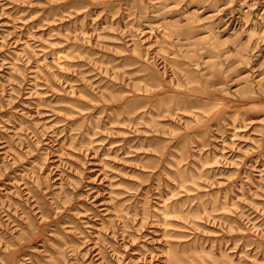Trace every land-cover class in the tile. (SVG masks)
Listing matches in <instances>:
<instances>
[{"label":"rangeland","instance_id":"374dc122","mask_svg":"<svg viewBox=\"0 0 264 264\" xmlns=\"http://www.w3.org/2000/svg\"><path fill=\"white\" fill-rule=\"evenodd\" d=\"M0 264H264V0H0Z\"/></svg>","mask_w":264,"mask_h":264}]
</instances>
